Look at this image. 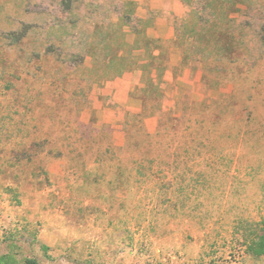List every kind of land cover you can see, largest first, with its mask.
Wrapping results in <instances>:
<instances>
[{
	"label": "rangeland",
	"instance_id": "374dc122",
	"mask_svg": "<svg viewBox=\"0 0 264 264\" xmlns=\"http://www.w3.org/2000/svg\"><path fill=\"white\" fill-rule=\"evenodd\" d=\"M179 1L0 0V264H264V0Z\"/></svg>",
	"mask_w": 264,
	"mask_h": 264
},
{
	"label": "crops",
	"instance_id": "0c3cea01",
	"mask_svg": "<svg viewBox=\"0 0 264 264\" xmlns=\"http://www.w3.org/2000/svg\"><path fill=\"white\" fill-rule=\"evenodd\" d=\"M138 2L139 4H142L144 6H147L149 9H158V10H165L166 12H173L175 15L181 16L184 13V7L181 4L179 0H133ZM161 24L162 26H165L168 30H170V33L172 34L171 27H168L165 23L163 24V21L161 19H157L155 22L156 29H158V26ZM168 36L167 38H169Z\"/></svg>",
	"mask_w": 264,
	"mask_h": 264
},
{
	"label": "trees",
	"instance_id": "16d2710c",
	"mask_svg": "<svg viewBox=\"0 0 264 264\" xmlns=\"http://www.w3.org/2000/svg\"><path fill=\"white\" fill-rule=\"evenodd\" d=\"M41 250L44 255H47L49 248L45 245H41ZM248 251L252 252V254L264 256V230L263 233L258 237V239L253 242V245L248 247ZM24 264H39L35 259H25Z\"/></svg>",
	"mask_w": 264,
	"mask_h": 264
}]
</instances>
